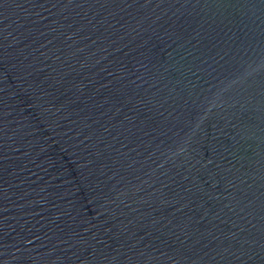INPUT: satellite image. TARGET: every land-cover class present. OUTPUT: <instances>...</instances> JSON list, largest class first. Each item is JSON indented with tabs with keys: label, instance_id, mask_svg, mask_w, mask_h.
I'll use <instances>...</instances> for the list:
<instances>
[{
	"label": "water",
	"instance_id": "1",
	"mask_svg": "<svg viewBox=\"0 0 264 264\" xmlns=\"http://www.w3.org/2000/svg\"><path fill=\"white\" fill-rule=\"evenodd\" d=\"M0 264H264V0H0Z\"/></svg>",
	"mask_w": 264,
	"mask_h": 264
}]
</instances>
